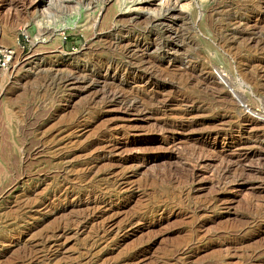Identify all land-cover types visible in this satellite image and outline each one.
<instances>
[{
    "label": "rangeland",
    "instance_id": "obj_1",
    "mask_svg": "<svg viewBox=\"0 0 264 264\" xmlns=\"http://www.w3.org/2000/svg\"><path fill=\"white\" fill-rule=\"evenodd\" d=\"M259 3L0 0V264H264Z\"/></svg>",
    "mask_w": 264,
    "mask_h": 264
},
{
    "label": "bare ground",
    "instance_id": "obj_2",
    "mask_svg": "<svg viewBox=\"0 0 264 264\" xmlns=\"http://www.w3.org/2000/svg\"><path fill=\"white\" fill-rule=\"evenodd\" d=\"M261 2H263V4H264V0L262 1V0H260V3ZM259 3V4H260ZM173 6V5H172ZM170 7V8H167L166 7V9L164 10V15H173V14H175V12H178L179 10H180V7H177L176 5L175 6H173V7ZM179 6V5H178ZM182 6V5H181ZM144 9V8H143ZM143 9H140V11L143 13V14H148V12H146L145 10H143ZM43 12V11H42ZM162 14V13H161ZM178 14V13H177ZM160 15V14H159ZM179 15H180V12H179ZM142 16V15H141ZM174 17V16H173ZM179 17V16H178ZM153 18V17H152ZM155 20V19H154ZM251 39V38H250ZM257 40V39H256ZM258 41V40H257ZM256 41V42H257ZM259 44H260V42H259ZM259 47V46H258ZM263 47V46H262ZM12 50V49H11ZM14 50V49H13ZM13 50H12V52H10L9 54H12L13 53ZM133 50V49H132ZM140 50V49H139ZM147 50V49H146ZM136 53V52H135ZM145 53V52H144ZM14 54V53H13ZM133 54V53H132ZM147 56V55H146ZM132 57H134V55L132 56ZM139 58V57H138ZM136 59V58H135ZM138 60V59H137ZM141 61V60H140ZM146 61V60H145ZM153 62V61H152ZM143 63V62H142ZM151 63H149V65H150ZM143 65H145V64H143ZM157 67V66H156ZM148 68V67H147ZM151 68H152V66H151ZM150 68V69H151ZM185 68V67H184ZM183 68V69H184ZM160 69V68H159ZM181 69V68H180ZM186 69V68H185ZM155 70V69H154ZM181 71V70H180ZM59 72V71H58ZM148 72V71H147ZM152 72V71H151ZM156 72V71H155ZM154 72V73H155ZM160 72V71H159ZM183 72V71H182ZM187 72V71H186ZM107 73V72H106ZM167 73V72H166ZM185 73V72H184ZM163 74V73H162ZM191 74V73H190ZM201 74V73H200ZM253 74L254 75H257V73L256 72H253ZM153 75V74H152ZM151 75V76H152ZM155 75V74H154ZM157 75V74H156ZM81 76V75H80ZM150 76V75H149ZM168 76V75H167ZM191 76V75H190ZM206 76V75H205ZM5 77V76H4ZM58 77V76H57ZM175 77V76H174ZM181 77V76H180ZM195 77V76H194ZM222 77V76H221ZM225 77V76H224ZM223 77V78H224ZM63 78V77H62ZM170 78V77H169ZM189 78V77H188ZM3 79V78H2ZM5 79V78H4ZM153 79H154V77H153ZM209 79V78H208ZM225 79V83H226V81H227V79L226 78H224ZM185 80V79H184ZM256 80V79H255ZM82 81V80H81ZM80 81V82H81ZM27 82V81H26ZM95 82V81H94ZM98 82V81H97ZM211 82H213L214 84L216 83L215 81H210V83ZM223 82H224V80H223ZM70 83V82H69ZM221 83H222V81H221ZM229 83V82H228ZM28 84V83H27ZM212 84V83H211ZM217 85H219L218 83H216ZM230 84V83H229ZM256 84H257V82H256ZM94 85V84H93ZM213 85V84H212ZM88 86V85H87ZM86 86V87H87ZM227 86H228V84H227ZM83 87V86H82ZM116 87V86H115ZM208 87V86H207ZM218 87V86H217ZM50 88V87H49ZM75 88V87H74ZM77 88V87H76ZM84 88H85V86H84ZM93 88V87H92ZM209 88V87H208ZM13 89V88H12ZM103 89V88H102ZM105 89V88H104ZM120 89V88H119ZM222 89V88H221ZM6 90H7V88H6ZM85 90V89H84ZM112 90V89H111ZM111 90H110V92H111ZM122 90V89H121ZM220 90V89H219ZM4 91V90H3ZM120 91V90H119ZM118 91V92H119ZM215 91V90H214ZM235 91V90H234ZM101 92H103V91H101ZM115 92H116V90H115ZM233 92V91H232ZM5 93V92H4ZM106 93V92H105ZM218 93V92H217ZM115 94V93H114ZM121 94H122V92H121ZM219 94V93H218ZM223 94V93H222ZM236 94V93H235ZM5 95V94H4ZM113 95V94H112ZM116 95V94H115ZM104 96V95H103ZM106 96V95H105ZM125 96V95H124ZM137 96V95H136ZM114 97V96H113ZM116 97H118V96H116ZM222 97V96H221ZM225 97V96H224ZM119 98V97H118ZM125 98V97H124ZM220 98V97H219ZM235 98V97H234ZM239 98V97H238ZM232 99V98H231ZM230 99V100H231ZM105 100H107V99H105ZM111 100V99H110ZM115 100V99H114ZM125 100V99H124ZM141 100V99H140ZM145 100V99H144ZM155 100V99H154ZM138 101V100H137ZM98 102V101H97ZM136 104V103H135ZM150 107V106H149ZM137 108V107H136ZM139 110V109H138ZM137 112V111H136ZM187 115V114H186ZM181 117V116H180ZM261 117H264V116H261ZM252 122V126L249 128L250 130L252 129V128H256V126L259 128V130L261 129L262 130V132L264 133V123H261V122H264V121H259V120H251ZM258 121V122H257ZM106 124V123H105ZM211 128V127H210ZM217 128V127H216ZM224 145V144H223ZM239 145H245V144H243V143H238V146ZM191 146V145H190ZM193 147V146H192ZM246 146H244V148H245ZM201 149V148H200ZM248 150H250V151H252L253 149L252 148H250V147H248ZM211 152V151H210ZM194 154V153H193ZM202 154V153H201ZM255 154V153H254ZM204 156V155H203ZM255 156V155H254ZM194 157H195V154H194ZM220 157V156H219ZM198 158V157H197ZM232 157H226V158H224V160L222 159V161L224 162L223 164V168L224 169H226V170H229V169H231V168H240L241 167V164L242 163H244L245 161H247V160H249V158H250V155H247V154H243V155H240V154H237L235 157H233L232 159H231ZM62 162V161H61ZM198 163V162H197ZM220 164H221V161H220ZM219 169V168H218ZM213 170V169H212ZM223 171V170H222ZM190 172V171H189ZM215 172V171H214ZM219 173V172H218ZM225 173V172H224ZM240 173H242V170L240 171ZM59 174V173H58ZM222 176V175H221ZM219 177V176H218ZM187 178V177H186ZM235 180V179H234ZM83 181V180H82ZM221 181V180H220ZM154 182V181H153ZM222 182V181H221ZM230 182V181H229ZM234 182V181H233ZM182 184V183H181ZM213 189V188H212ZM33 201V200H32ZM212 202V201H211ZM256 224V223H255ZM238 228V227H237ZM258 229V228H257Z\"/></svg>",
    "mask_w": 264,
    "mask_h": 264
}]
</instances>
